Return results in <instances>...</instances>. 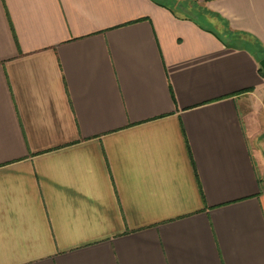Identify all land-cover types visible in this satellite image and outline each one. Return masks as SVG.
Segmentation results:
<instances>
[{
    "label": "crops",
    "instance_id": "0c3cea01",
    "mask_svg": "<svg viewBox=\"0 0 264 264\" xmlns=\"http://www.w3.org/2000/svg\"><path fill=\"white\" fill-rule=\"evenodd\" d=\"M161 1L0 0V264H264V0Z\"/></svg>",
    "mask_w": 264,
    "mask_h": 264
},
{
    "label": "trees",
    "instance_id": "16d2710c",
    "mask_svg": "<svg viewBox=\"0 0 264 264\" xmlns=\"http://www.w3.org/2000/svg\"><path fill=\"white\" fill-rule=\"evenodd\" d=\"M157 1H159L161 4H162V1L161 0H157ZM171 2V1H170ZM174 3H176V1L175 0H172V2H171V4H174ZM179 4L180 5H183V2H179ZM263 70V69H262Z\"/></svg>",
    "mask_w": 264,
    "mask_h": 264
},
{
    "label": "water",
    "instance_id": "95a60500",
    "mask_svg": "<svg viewBox=\"0 0 264 264\" xmlns=\"http://www.w3.org/2000/svg\"><path fill=\"white\" fill-rule=\"evenodd\" d=\"M261 66H262V68L264 69V59L261 60Z\"/></svg>",
    "mask_w": 264,
    "mask_h": 264
},
{
    "label": "rangeland",
    "instance_id": "374dc122",
    "mask_svg": "<svg viewBox=\"0 0 264 264\" xmlns=\"http://www.w3.org/2000/svg\"><path fill=\"white\" fill-rule=\"evenodd\" d=\"M167 1H169V0H167ZM170 2V1H169ZM189 6V5H188ZM187 11V10H186Z\"/></svg>",
    "mask_w": 264,
    "mask_h": 264
}]
</instances>
